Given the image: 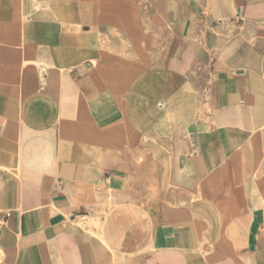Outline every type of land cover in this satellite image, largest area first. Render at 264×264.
<instances>
[{
    "label": "crops",
    "instance_id": "1",
    "mask_svg": "<svg viewBox=\"0 0 264 264\" xmlns=\"http://www.w3.org/2000/svg\"><path fill=\"white\" fill-rule=\"evenodd\" d=\"M0 264H264V0H0Z\"/></svg>",
    "mask_w": 264,
    "mask_h": 264
},
{
    "label": "rangeland",
    "instance_id": "2",
    "mask_svg": "<svg viewBox=\"0 0 264 264\" xmlns=\"http://www.w3.org/2000/svg\"><path fill=\"white\" fill-rule=\"evenodd\" d=\"M147 7V6H146ZM146 23H145V34H144V39L146 42L148 41H153V40H161L162 44L165 42L167 43L170 39H171V34L169 33L168 30H163L160 32V33H157L153 30L152 28V22L150 20L147 19L146 17ZM121 36L122 34H118V33H113V34H110V36H107L108 39H118V40H121ZM106 39V38H105ZM165 49L161 47V50L160 52H164ZM110 56V55H109ZM124 57L122 58H125L126 55H123Z\"/></svg>",
    "mask_w": 264,
    "mask_h": 264
},
{
    "label": "bare ground",
    "instance_id": "3",
    "mask_svg": "<svg viewBox=\"0 0 264 264\" xmlns=\"http://www.w3.org/2000/svg\"><path fill=\"white\" fill-rule=\"evenodd\" d=\"M120 41H121V40H120ZM41 55H42V54L40 53V57H41ZM224 195H225V194H224ZM218 206H219V205H218ZM89 226H90V225H89Z\"/></svg>",
    "mask_w": 264,
    "mask_h": 264
}]
</instances>
